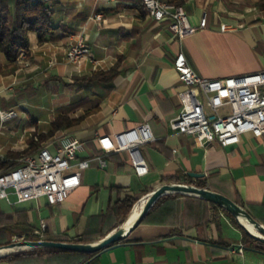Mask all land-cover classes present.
Segmentation results:
<instances>
[{
  "label": "crops",
  "instance_id": "1",
  "mask_svg": "<svg viewBox=\"0 0 264 264\" xmlns=\"http://www.w3.org/2000/svg\"><path fill=\"white\" fill-rule=\"evenodd\" d=\"M32 1H44L53 9L55 30L42 40L36 33L29 35V67L1 56L0 107L15 110L18 117L0 135V161L10 163H0V172L18 164L24 156L17 154L28 149L33 134H48L60 112L83 119L44 143L75 134L85 144L79 159L88 160L90 167L82 173L79 188L62 204L49 205L45 198L16 203L13 195L1 200V244L45 237L99 242L102 235L125 223L129 207L124 202H135L130 218L138 215L148 196L163 184H205L264 225V137L247 133L239 144L222 148L170 127L181 111L179 93L184 89L173 68L179 52L199 76L209 80L264 71L260 0H166L183 5L194 25L208 15L207 28L182 40L165 23L152 20L141 0ZM223 24L235 30L222 32ZM79 39L90 48V56L69 62L67 49ZM117 64L113 82H75ZM42 94L50 101L49 109L44 110L37 99ZM145 123L154 140L142 146L150 171L141 177L130 166L127 152H114L113 147L116 134ZM247 236L214 204L170 194L154 204L125 240L86 263L77 254L41 251L0 264H264V244L250 242Z\"/></svg>",
  "mask_w": 264,
  "mask_h": 264
},
{
  "label": "built area",
  "instance_id": "2",
  "mask_svg": "<svg viewBox=\"0 0 264 264\" xmlns=\"http://www.w3.org/2000/svg\"><path fill=\"white\" fill-rule=\"evenodd\" d=\"M141 2L152 20L165 23L167 30L180 40L207 28L206 13L200 23L194 25L183 5L166 0ZM220 29L222 32L235 30L228 24H223ZM90 53L87 44L79 39L69 45L66 58L69 62L79 63ZM17 61L29 67L28 52L21 51ZM173 68L184 89L179 93L181 111L170 123L172 130L192 136L201 143H216L222 148L239 144L247 133L264 137V71L209 80L192 69L183 52L175 56ZM17 117L15 110L0 107V135L7 123ZM114 140L113 151L127 152L134 172L141 177L147 175L150 167L142 146L154 140L150 125L145 123L120 132ZM84 148V142L73 133L50 139L36 152L20 159L18 164L0 172V201L10 200L13 195L16 203L41 198L49 205L64 203L79 188L82 173L90 167L88 160L79 159ZM98 159L104 166L105 161L101 157ZM42 227L45 229L46 224Z\"/></svg>",
  "mask_w": 264,
  "mask_h": 264
},
{
  "label": "trees",
  "instance_id": "3",
  "mask_svg": "<svg viewBox=\"0 0 264 264\" xmlns=\"http://www.w3.org/2000/svg\"><path fill=\"white\" fill-rule=\"evenodd\" d=\"M262 7L264 8V0H260ZM179 5V4H178ZM54 11L47 5L44 1H32V0H0V59L1 56H4L9 63L17 62L19 53L21 51L28 52L30 47V38L31 33H36L39 36V39L42 40L45 36L52 34L55 30L53 25ZM119 64L115 65L108 71L97 72L89 78H79L75 79V82H103L110 83L113 82L118 76ZM2 66L0 61V73H2ZM83 117L71 118L69 114L60 112V114L51 122V130L48 134H42L39 138V142L36 143L33 140L30 141L29 150H26L23 153L17 154V157H22L27 155L29 151L35 150L41 145V142L52 137L57 131L62 129L72 128L79 123H81ZM9 157H13L14 154H9ZM1 165L9 166L10 163L8 160L0 161ZM198 187L205 188V184L197 185ZM171 196H182L181 194H171ZM134 201L128 200L124 202L125 206H128V212L125 214L123 222L126 221L128 216L131 213ZM215 208L221 209L220 207L214 205ZM225 211V210H224ZM235 222L238 223L232 217L230 213L225 211ZM239 226V225H238ZM240 227V226H239ZM106 236L102 235L101 240ZM247 239L250 242H254L252 238L247 236ZM46 241H57L59 239L52 237H45ZM100 240V241H101ZM74 243V242H71ZM76 243L91 244L90 240L83 238ZM9 245V243H0V248ZM28 252H23L21 254H8L0 258L1 262L13 263L20 258L36 255L41 251L46 252H57V253H69L77 254L83 256L85 260L83 263H86L88 259L94 257L95 254L88 253H78L72 251H65L59 249H50V248H38L34 250H27Z\"/></svg>",
  "mask_w": 264,
  "mask_h": 264
},
{
  "label": "water",
  "instance_id": "4",
  "mask_svg": "<svg viewBox=\"0 0 264 264\" xmlns=\"http://www.w3.org/2000/svg\"><path fill=\"white\" fill-rule=\"evenodd\" d=\"M191 175L198 177L197 174H191ZM170 194H181L186 196L198 197L220 207L221 209L227 211L232 215V217L236 220L238 225L247 233V235L250 238L264 244V225L261 224L259 221H257L246 208L240 206L238 203H236L229 197L219 192L212 191L209 188H201L194 185L163 184L157 187L155 190H153V192L148 196L138 217L132 224L126 226V222L130 218L133 211L131 212L125 223L118 230L107 235L104 239H102L99 242L91 243V244H83V243L57 242V241H46V240L15 241L7 246L1 247L0 250L13 249L11 252L8 253L11 254L16 251H24V250L38 249V248H50V249H59V250L72 251L78 253L97 254L103 251L105 248L109 247L110 245L125 240L129 236V234L142 223L145 216L151 210L154 204L161 197ZM242 219L251 222L256 227L258 234L249 231L248 228L241 222ZM20 248H24V250H19ZM8 254L0 255V258Z\"/></svg>",
  "mask_w": 264,
  "mask_h": 264
},
{
  "label": "rangeland",
  "instance_id": "5",
  "mask_svg": "<svg viewBox=\"0 0 264 264\" xmlns=\"http://www.w3.org/2000/svg\"><path fill=\"white\" fill-rule=\"evenodd\" d=\"M28 96H29V98L30 99H33L35 96H34V93L33 92H29V94H27ZM31 95V96H30ZM37 98V97H36ZM37 99H41L42 100V104H43V107H44V110L47 108V109H49V103H50V101H49V99L46 97V95L44 94H42V96L41 97H38ZM44 110H42V112L44 111ZM48 112V111H47ZM49 113V112H48ZM36 114V112H31V115L32 116H34ZM47 126V125H46ZM35 135H37V136H35ZM42 134H38V133H35V134H33V136H32V138L30 139V141H34V142H36V143H38L39 142V138H40V136H41ZM48 140V139H47ZM47 140H45V141H47ZM44 141V142H45ZM44 142H41V145L38 147V148H36L35 150H31V151H29V153H27V155H25L24 157H26V156H28V155H30V154H32V153H34V152H36L43 144H44ZM29 145H30V143H29ZM29 148L30 147H28V149L27 150H29ZM23 252H28L27 250H25V251H16V252H13V253H11V254H16V255H18V254H21V253H23ZM8 254V253H7Z\"/></svg>",
  "mask_w": 264,
  "mask_h": 264
},
{
  "label": "bare ground",
  "instance_id": "6",
  "mask_svg": "<svg viewBox=\"0 0 264 264\" xmlns=\"http://www.w3.org/2000/svg\"><path fill=\"white\" fill-rule=\"evenodd\" d=\"M138 215L137 214L133 215L126 222V226H129L130 224H132L136 220V218L138 217ZM241 222L248 228L249 231H251L252 233L258 234V231H257L256 227L251 222H249V221H247L245 219H242ZM12 250L13 249H2V250H0V255H5V254L11 252ZM19 250H24V248H20Z\"/></svg>",
  "mask_w": 264,
  "mask_h": 264
}]
</instances>
